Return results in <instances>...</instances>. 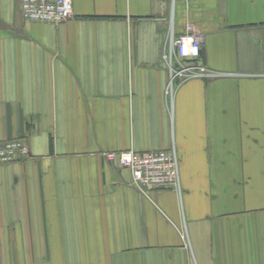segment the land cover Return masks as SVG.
Masks as SVG:
<instances>
[{
    "label": "crops",
    "instance_id": "obj_1",
    "mask_svg": "<svg viewBox=\"0 0 264 264\" xmlns=\"http://www.w3.org/2000/svg\"><path fill=\"white\" fill-rule=\"evenodd\" d=\"M0 0V264H264V0ZM201 64L165 95L172 25ZM174 145L180 192L143 194L107 152ZM186 229L189 245L180 237Z\"/></svg>",
    "mask_w": 264,
    "mask_h": 264
},
{
    "label": "built area",
    "instance_id": "obj_2",
    "mask_svg": "<svg viewBox=\"0 0 264 264\" xmlns=\"http://www.w3.org/2000/svg\"><path fill=\"white\" fill-rule=\"evenodd\" d=\"M21 18L26 22L59 24L72 18V0H20ZM203 36L192 25L175 35L172 25L167 34V48L163 55L168 70L165 95L172 98L175 87L191 78L208 79L214 74L201 64ZM29 157L24 139L0 141V164L20 162ZM106 161L129 170L131 185L143 194L153 190L171 189L180 192L178 158L174 145L167 149L138 153L132 150L104 153ZM180 237L189 245L183 227Z\"/></svg>",
    "mask_w": 264,
    "mask_h": 264
}]
</instances>
